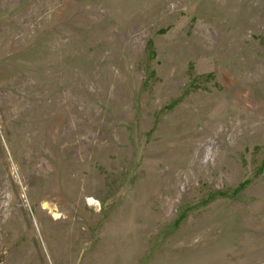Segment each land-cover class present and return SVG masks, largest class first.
I'll list each match as a JSON object with an SVG mask.
<instances>
[{
	"label": "rangeland",
	"instance_id": "obj_1",
	"mask_svg": "<svg viewBox=\"0 0 264 264\" xmlns=\"http://www.w3.org/2000/svg\"><path fill=\"white\" fill-rule=\"evenodd\" d=\"M0 264H264V0H0Z\"/></svg>",
	"mask_w": 264,
	"mask_h": 264
},
{
	"label": "bare ground",
	"instance_id": "obj_2",
	"mask_svg": "<svg viewBox=\"0 0 264 264\" xmlns=\"http://www.w3.org/2000/svg\"><path fill=\"white\" fill-rule=\"evenodd\" d=\"M2 52V51H1Z\"/></svg>",
	"mask_w": 264,
	"mask_h": 264
}]
</instances>
